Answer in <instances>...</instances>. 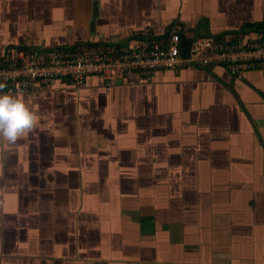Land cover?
<instances>
[{
	"label": "crops",
	"instance_id": "1",
	"mask_svg": "<svg viewBox=\"0 0 264 264\" xmlns=\"http://www.w3.org/2000/svg\"><path fill=\"white\" fill-rule=\"evenodd\" d=\"M255 22L264 0H0V53ZM118 80L19 93L40 119L0 143V264H264V64Z\"/></svg>",
	"mask_w": 264,
	"mask_h": 264
},
{
	"label": "built area",
	"instance_id": "2",
	"mask_svg": "<svg viewBox=\"0 0 264 264\" xmlns=\"http://www.w3.org/2000/svg\"><path fill=\"white\" fill-rule=\"evenodd\" d=\"M181 43V30L170 25L159 35L143 28L124 45L100 41L17 45L0 53V83L6 85V92L24 93L56 81L83 87L96 77L106 86L117 79H150L158 71L187 66L222 64L239 70L264 64V32L196 35L188 56H183Z\"/></svg>",
	"mask_w": 264,
	"mask_h": 264
},
{
	"label": "clouds",
	"instance_id": "3",
	"mask_svg": "<svg viewBox=\"0 0 264 264\" xmlns=\"http://www.w3.org/2000/svg\"><path fill=\"white\" fill-rule=\"evenodd\" d=\"M5 87L0 83V143L15 145L37 127L40 117L30 99L26 100L23 94L6 93Z\"/></svg>",
	"mask_w": 264,
	"mask_h": 264
},
{
	"label": "trees",
	"instance_id": "4",
	"mask_svg": "<svg viewBox=\"0 0 264 264\" xmlns=\"http://www.w3.org/2000/svg\"><path fill=\"white\" fill-rule=\"evenodd\" d=\"M247 31H254L258 33L264 32V22L244 24L240 29L234 31V33L247 32ZM215 37H219V36H215Z\"/></svg>",
	"mask_w": 264,
	"mask_h": 264
},
{
	"label": "water",
	"instance_id": "5",
	"mask_svg": "<svg viewBox=\"0 0 264 264\" xmlns=\"http://www.w3.org/2000/svg\"><path fill=\"white\" fill-rule=\"evenodd\" d=\"M205 37L208 36V35H204ZM189 46H190V41L189 40H186V39H183L182 40V43H181V48H182V54L183 56H188L189 54ZM118 81L121 82V79H119Z\"/></svg>",
	"mask_w": 264,
	"mask_h": 264
},
{
	"label": "rangeland",
	"instance_id": "6",
	"mask_svg": "<svg viewBox=\"0 0 264 264\" xmlns=\"http://www.w3.org/2000/svg\"><path fill=\"white\" fill-rule=\"evenodd\" d=\"M209 36V35H208ZM215 36H220V35H213V36H211V37H215Z\"/></svg>",
	"mask_w": 264,
	"mask_h": 264
}]
</instances>
